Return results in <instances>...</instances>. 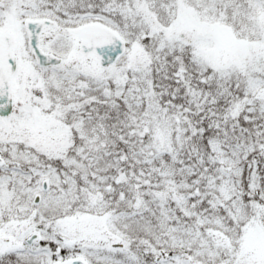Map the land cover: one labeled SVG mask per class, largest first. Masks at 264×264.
<instances>
[{"label":"snow or ice","instance_id":"obj_1","mask_svg":"<svg viewBox=\"0 0 264 264\" xmlns=\"http://www.w3.org/2000/svg\"><path fill=\"white\" fill-rule=\"evenodd\" d=\"M0 264H264V0H0Z\"/></svg>","mask_w":264,"mask_h":264}]
</instances>
